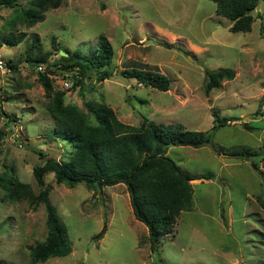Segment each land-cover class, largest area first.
Masks as SVG:
<instances>
[{"label":"rangeland","instance_id":"obj_1","mask_svg":"<svg viewBox=\"0 0 264 264\" xmlns=\"http://www.w3.org/2000/svg\"><path fill=\"white\" fill-rule=\"evenodd\" d=\"M21 2L18 9H0V41L25 34L18 45L0 49L1 57L18 66L0 71L7 113L0 115L5 129L0 175L13 168L38 193L34 168L74 149L53 133L56 120L48 110L43 73H54V87L66 90L67 103L106 102L134 126L148 117L208 131L215 110L233 119L214 132L212 143L168 149L193 175L194 204L155 248L134 216L124 184L91 190L83 183L58 184L54 173H47L51 201L68 226L73 250L42 264H264V0L253 11L249 32H233V21L216 12L213 0H65L33 26L21 21L26 0ZM102 34L114 49L107 67L111 77L100 81L93 74L82 91L72 88L76 70L58 71L54 61L61 50L96 52ZM29 54L47 60L31 63ZM133 67L167 75L171 88L163 91L121 75ZM220 68L234 69L235 77L207 94L208 72ZM47 234L45 206L10 200L0 185V264H27L28 246Z\"/></svg>","mask_w":264,"mask_h":264},{"label":"trees","instance_id":"obj_2","mask_svg":"<svg viewBox=\"0 0 264 264\" xmlns=\"http://www.w3.org/2000/svg\"><path fill=\"white\" fill-rule=\"evenodd\" d=\"M21 1L0 0V9H18ZM64 1L26 0V7L20 8L21 21L28 26L42 22L49 9L60 7ZM213 1L217 4L216 12L233 21V32H249L256 19L253 11L262 0ZM24 38V33L11 34L4 42L0 41V49L3 44L16 46ZM35 42L38 43V37H35ZM34 47L37 46L34 44ZM65 51L69 55H61L53 66L58 71L76 70L72 88L80 86L82 91L86 79L92 78L93 74L100 81L111 77L107 67L112 62L114 49L104 34L100 36L96 52L92 54H83L80 50ZM26 60L39 64L45 62L47 57L29 54ZM7 64L11 69H18L17 64L10 60ZM235 73L231 68L209 71L206 93L220 87L225 79H233ZM53 74L43 73L40 76L47 96L51 98L48 110L56 120L53 133L56 137L71 142L74 149L67 157L60 160L48 158L45 164L34 168V175L40 186L38 193L29 183L21 181L13 168L0 175V185L8 199L29 200L35 207L43 204L47 212L48 234L45 240L28 246L30 259L27 264H42L52 257L67 256L73 250L68 226L51 201V188L45 180V175L50 172L54 173L58 184L65 183L72 187L83 183L88 189L97 190L124 184L134 216L147 227L152 248H155L162 237L174 232L181 212L192 209L194 204L191 182L193 175L168 155V149L176 145L199 148L212 143L214 132L233 119L221 117L215 110V123L208 131L156 122L148 117L144 118L140 126H134L123 122L115 109L106 102L86 100L81 107L75 103H67L66 90L55 89ZM121 75L163 91L171 88V79L159 71L133 67L125 68ZM2 99L0 94V115H6ZM260 109L258 112L262 114L263 107ZM245 126L248 127V123ZM4 136L5 129L0 126V144ZM106 230L107 221L95 237L102 239Z\"/></svg>","mask_w":264,"mask_h":264},{"label":"built area","instance_id":"obj_3","mask_svg":"<svg viewBox=\"0 0 264 264\" xmlns=\"http://www.w3.org/2000/svg\"><path fill=\"white\" fill-rule=\"evenodd\" d=\"M38 68L40 70H44L45 69L43 64H40L38 66ZM7 69H8L7 61L3 57L0 56V71L5 72ZM66 85H69V83H66Z\"/></svg>","mask_w":264,"mask_h":264},{"label":"water","instance_id":"obj_4","mask_svg":"<svg viewBox=\"0 0 264 264\" xmlns=\"http://www.w3.org/2000/svg\"><path fill=\"white\" fill-rule=\"evenodd\" d=\"M261 6H260V4L257 6V11H259V8H260ZM61 55H63V56H67L68 54L64 51V50H61Z\"/></svg>","mask_w":264,"mask_h":264}]
</instances>
